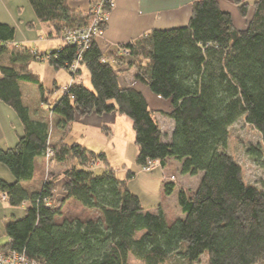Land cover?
I'll return each mask as SVG.
<instances>
[{"label": "trees", "instance_id": "trees-1", "mask_svg": "<svg viewBox=\"0 0 264 264\" xmlns=\"http://www.w3.org/2000/svg\"><path fill=\"white\" fill-rule=\"evenodd\" d=\"M69 1L28 0L37 23L51 26L52 37L59 40L64 29L89 26L92 11L73 10ZM230 1L243 17L253 9L244 30L235 28L218 0H199L192 4L186 27L155 30L122 45L118 53L126 50L127 56L107 58L97 38L82 51L63 44L45 53L58 71L76 62L81 51L79 63L89 74L88 86L72 83L54 103L57 87L45 89L40 77L28 70L30 62L41 57L17 44L13 47L20 50L11 49L15 30L0 24V102L16 114L23 130L14 148L0 150V164L13 177L12 182L0 179V198L11 208H25L22 219L5 223L8 242L0 252H17L37 264H129L130 256L141 264H168L174 257L195 264L204 255L209 264L264 261V193L245 183L242 168L227 153L229 129L241 118L258 132L264 146V0L252 5ZM122 67L134 69L135 81L169 103L165 115L174 124L169 142L144 96L120 85ZM21 84L38 88L41 104L56 120L54 127L44 117L30 118ZM92 114H117L131 122L140 168L148 161L165 167L174 159L183 175L202 174L195 194L179 191L183 219L168 225L160 206L156 213L144 211L128 188L135 174L128 171L120 179L103 153L64 138L56 145L50 142L52 128L66 129ZM49 150L55 162L77 161L79 167L47 178L38 190L27 189L24 184L34 178L35 160ZM248 153L260 156L254 148ZM99 163L104 170L96 174ZM59 178L63 196L58 207L54 196ZM174 188L165 182V195ZM68 201L98 216L58 222Z\"/></svg>", "mask_w": 264, "mask_h": 264}, {"label": "rangeland", "instance_id": "rangeland-1", "mask_svg": "<svg viewBox=\"0 0 264 264\" xmlns=\"http://www.w3.org/2000/svg\"><path fill=\"white\" fill-rule=\"evenodd\" d=\"M98 2H96L91 6V8H89L90 11L94 10V13L91 12L90 15L89 26H91L95 22V20L97 21V17L95 14L97 10L101 12H103L104 10L109 16L114 6L112 0L111 8L105 7L104 9H101V7L100 8L95 7V5ZM250 11L252 13L253 9L249 8L248 14L251 15ZM245 20L247 26L250 20H248V18H246ZM30 21H34V23L37 24L36 30H30L26 28L27 23H29ZM105 21L106 23H103L105 27L103 25H102L103 27L102 26L100 27V30L103 31V33L106 29L108 18ZM0 24L9 25L15 30V39H14L15 44H17L20 47L30 48L34 53H37V55L41 57L40 60L37 62L36 61L30 62L28 66V70L39 75L41 79V83L45 89L53 90L55 86L53 82L55 74L59 73L58 77H56L57 83L59 84V86L56 87L59 93L57 94L56 92L57 95L56 94L53 95V100H51V103H54L55 97L60 96L63 93V90L67 88L65 86H69L70 84L76 82H80L82 84L85 83V79H84V77H86V75H84L85 68L84 66L80 65V63L77 68L78 70H76L75 72L70 70V68L57 71L48 64L49 56L48 54L46 55L45 53H48V51H57L63 44H65V42L62 43L65 40H63V38L60 40L54 39L52 37L53 34H51V36L49 37L47 36V34H45V32L42 30V26L37 23L35 14L32 8L30 7L28 0H0ZM51 31L52 33H54L52 27H51ZM67 32H69L68 29L63 30L64 34ZM100 37L101 35L97 38ZM86 43H89L87 42L86 39L85 41H79L77 45H75V47L77 48L82 47L83 50V45ZM10 47L11 49L20 50L13 46ZM120 47L121 46H119V48ZM118 54L120 56H123L121 52H119ZM41 55L43 56V58ZM3 61H5V58H3ZM64 83L67 84L64 86ZM58 87H61V90ZM29 88L33 90V93L30 95V98L27 97V93H26V91L31 90ZM21 89L25 95L24 105L27 106L30 111V118L38 119L40 117H44L45 120H48L49 124L52 127H54L56 120L53 116H50L47 113H44V115L43 113L40 114L37 113V111L40 110L41 108L40 92L38 88L30 84H21ZM125 120L128 119L125 118ZM127 122H128V131L126 130V128L125 130L123 129L124 136H122L126 142V144L123 143L124 150L125 148L127 150L126 159L129 162L128 165L129 168L131 169L130 171L136 173L134 179L130 180V182L132 181V183L130 184L129 182L128 184L131 190H133L134 192L140 195L139 198L141 197L142 199L141 201L144 211L149 212L152 209H154V207H156L157 205L154 204V198L156 197V189L160 184L159 182L160 175L158 172L156 173L154 172L160 166L159 164H157V166L153 170L142 171L141 168L136 164L135 162L136 146L134 144V138L132 143L128 144V142L130 141V137L133 134L132 125L129 120ZM60 130L62 131L61 132L62 135L66 133V129H60ZM109 132L110 129L105 128L102 133L108 137ZM77 134H79L77 128L73 129V133L68 132L67 135L65 136V139L67 140L66 142L67 143L73 142L77 137H79L76 136ZM229 134H230V139L228 142L227 153L242 168L243 179L245 183L257 188L258 190L264 193V146L262 144L260 135L250 125H248L243 118L238 120L234 125L230 127ZM22 135H23L22 126L16 114L9 107H7L6 105L0 102V150L6 151L8 149L14 148L18 142V138L21 137ZM118 135H120V133L116 132V137H118ZM111 139L112 137L107 139L106 144L103 146H100L98 143L92 141L91 139L86 140L85 144L88 149L99 152L101 147L104 148L106 147L107 149H111V147H114V144H116L117 142L115 141V139L112 140ZM250 148L257 149L260 152L259 154L260 156H254L249 154L248 150ZM108 155L109 158L113 161V163H115L117 160L120 159L117 153L111 152L109 150H108ZM53 156L54 154L50 157L44 158L43 167L42 164L37 165L35 180L32 183L33 188L35 187L38 188L40 184H43L42 183L44 182L43 180H46L49 177L51 178L54 175L56 176V174H58L57 176L62 175L64 170H66V168H70L72 165L79 167L77 161L67 160L62 164L57 163L54 160H52ZM100 165H101L100 163L97 164V166ZM102 167L104 168V165ZM116 167L118 169H122L121 165ZM116 169L113 168L114 172H116ZM94 171L96 174H100L102 172L101 167L94 169ZM152 178H155L156 181H153ZM0 179L7 182L13 181V177L11 173L9 172L7 167L2 164H0ZM146 179L148 180L152 179L151 180L152 182L147 183ZM175 181L176 179L174 176L163 177V184L165 182H175ZM62 184H63V178H61L57 182V189L55 192V199L58 207L61 201V197L63 196L61 194L62 186H63ZM24 214H25V208H23L22 206L11 208L6 203L2 202L0 198V247H2L8 242V239L5 236V232H4L5 222L15 219L16 220L22 219L24 217ZM97 216L98 215L95 211L84 209L74 201H68L62 205L61 216L58 217L57 221L62 222L63 220H76V219L81 221H86L89 220L90 218H96ZM129 264H141V263L135 260L132 256H130ZM168 264H186V263L180 260L179 258L174 257L173 259H171V261ZM195 264H209L207 255L202 256L200 260ZM259 264H264V261H262Z\"/></svg>", "mask_w": 264, "mask_h": 264}, {"label": "crops", "instance_id": "crops-1", "mask_svg": "<svg viewBox=\"0 0 264 264\" xmlns=\"http://www.w3.org/2000/svg\"><path fill=\"white\" fill-rule=\"evenodd\" d=\"M100 0H70L69 6L73 10H78V12H87L89 8L96 2ZM199 0H113L114 6L108 16V21L106 24V29L103 35L100 38H97V43L100 46L103 54L110 58L112 54H117L119 46L128 44L133 42L144 35L151 33L152 31H168L173 29H179L186 27L189 23L192 13V4ZM256 0H244V2L248 4H253ZM221 9L232 16L234 26L237 30H244L246 28L245 19H251L253 15V11L246 18H243L237 7L232 4L230 0H218ZM29 23L33 24L32 26H26L27 29L36 30L37 24L34 21H30ZM28 24V23H27ZM42 26V30L47 34V36H51V26L40 24ZM15 43L11 44L10 46H14ZM46 52V51H45ZM50 52V51H48ZM119 73V82L123 88L132 87L136 91L140 92L150 110H152L155 114V119L159 123L158 125L161 128V133L166 136L164 141L169 142L173 129L174 124L172 120L166 117L165 114L169 113L170 105L168 102L161 100L160 98L154 96L148 87L144 84L135 81L133 78L135 77L134 69H128L122 67L118 69ZM58 74H55L54 77V84L55 87L59 86L57 83L56 77ZM85 83L84 85H89V74L85 70L84 71ZM39 76V75H38ZM67 83H64V86ZM66 87V86H65ZM64 87V88H65ZM61 90V87H58ZM63 88V89H64ZM27 89V88H26ZM31 89V88H29ZM22 91V90H21ZM30 91V92H29ZM26 91L27 97L30 98V95L33 93V90ZM59 93V92H58ZM57 93V94H58ZM56 94V95H57ZM59 96L55 97L57 99ZM22 98L25 99V95L22 91ZM40 111V112H39ZM37 113H47L48 115L52 116L48 108L41 104L40 110ZM42 118V117H40ZM38 118V119H40ZM37 119V118H34ZM128 120H125L124 117L119 116L117 114H110V115H103V116H96L90 115L85 118H77L74 123L69 125L66 128V133L64 135L61 134V130L57 128H53L51 130L50 135V142L53 145L58 144L61 139H65V136L68 132L73 133V129H78L79 134L73 142L71 143H79L84 148L86 147L85 141L91 139L92 141L98 143L100 146L106 144L107 139L112 137L117 142L114 144V147L111 149H107L106 147H101L100 151H93L95 153H103L107 159L109 166L113 169H116V166H122V169H116L117 177L123 179L128 171L131 169L129 168V162L126 159L127 150H124V144H126L124 138V131L123 129L128 131ZM110 129L108 133L109 136L107 137L102 132L104 129ZM165 128V129H164ZM103 129V130H102ZM167 129V130H166ZM68 130V131H67ZM57 132V133H56ZM116 132L120 133L118 137H116ZM133 135L130 137V141L128 144L132 143ZM116 137V138H115ZM111 139V140H112ZM67 140L65 139V142ZM133 147V146H132ZM99 148V147H98ZM136 149V156H137V148ZM108 150L111 152H115L119 155L120 159L117 160L115 163L109 158ZM43 160L44 158H37L35 160V174L37 171V165H41L43 167ZM103 165L98 166L101 167L103 171ZM132 172V171H131ZM158 172L160 175V184L156 189V197L154 198V204H157L154 209H152L151 213H156L157 207L160 206L162 211L165 214L166 221L168 225H171L178 219H183L184 215L181 212V209L178 205V195L180 189H183L188 193L189 196H192L197 191L200 182L202 180V174H198L197 176L191 177L189 175H182L181 173V164L174 159H168L166 162L165 167H159L154 173ZM135 175L136 173L133 172ZM164 176H174L176 181L175 182H167L172 183L175 185L171 195L166 196L164 193V184H163V177ZM153 181H156L155 178H152ZM152 179H146L147 183H151ZM35 180L34 178L31 182L25 183L24 187L27 189H34L38 190L42 186L38 188H33L32 183ZM44 181V180H43ZM43 183V182H42ZM132 181L130 182V184ZM129 188V184H128ZM129 190L137 195L140 196L138 193L134 192L129 188ZM140 200L141 197H140ZM142 203V201H141ZM6 223V222H5Z\"/></svg>", "mask_w": 264, "mask_h": 264}, {"label": "built area", "instance_id": "built-area-1", "mask_svg": "<svg viewBox=\"0 0 264 264\" xmlns=\"http://www.w3.org/2000/svg\"><path fill=\"white\" fill-rule=\"evenodd\" d=\"M95 7H101V9H104L105 7H112V0H100ZM94 13V10L92 11ZM96 17H97V21L95 20V22L91 25L88 26L87 28L84 29H79L76 31H69L65 34H63V42H65V44L68 45H77V43L79 41H85V39L87 40V42H90L91 39L93 38H97L100 35H103V31L100 30V25H102L103 23H106V19L108 18V14L103 10V12L97 10L96 11ZM89 40V41H88ZM88 43L84 44L83 47H87ZM80 45V43H79ZM82 48V47H81ZM82 51V49H81ZM81 51H80V55L79 58L76 62H74L69 68L72 71H76L78 70V65L79 62L81 60ZM121 54L123 56H127L128 55V51L126 50H121ZM66 89V88H65ZM64 89V90H65ZM53 155L52 151H48L46 154V157H50ZM158 163L155 162H150L148 161L146 163V165H143L141 167L142 171H149V170H153ZM55 197V196H54ZM55 199V198H54ZM3 200H5V198L3 197ZM0 264H37L35 262H30L29 260H27L23 255L17 253V252H13V251H9V252H0Z\"/></svg>", "mask_w": 264, "mask_h": 264}]
</instances>
